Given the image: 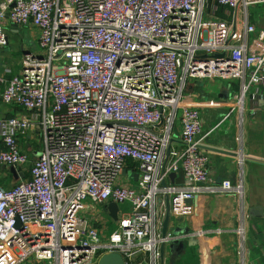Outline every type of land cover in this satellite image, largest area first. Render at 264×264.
Here are the masks:
<instances>
[{"label":"built area","instance_id":"1","mask_svg":"<svg viewBox=\"0 0 264 264\" xmlns=\"http://www.w3.org/2000/svg\"><path fill=\"white\" fill-rule=\"evenodd\" d=\"M256 6L264 0H1L0 48L6 23L29 24L40 54L25 55L12 79L0 76V103L28 112L0 119V165L28 170L0 187V264H96L112 253L157 264L160 246L203 236L163 237L155 201L170 198L181 216L197 196L242 194L208 175L202 107L187 88L238 82L224 119L248 95L263 98L264 31L248 13ZM176 120L179 149L170 146ZM28 135L35 156L20 148ZM179 172L184 185L167 186Z\"/></svg>","mask_w":264,"mask_h":264},{"label":"crops","instance_id":"2","mask_svg":"<svg viewBox=\"0 0 264 264\" xmlns=\"http://www.w3.org/2000/svg\"><path fill=\"white\" fill-rule=\"evenodd\" d=\"M249 22L258 31H264V6L252 8ZM4 29L8 44L0 48V76L10 80L19 73L25 55L40 54L39 31L29 24L6 23ZM209 85L210 91L200 83L187 88L191 93L189 103L202 107L201 150L208 157V175L216 183L228 180L233 185L241 184L242 194L197 196L188 202L189 210L181 216L174 215L170 198L159 196L155 209L164 215L158 233L162 234L167 210L170 214L168 231L204 232L201 237L164 246L163 264H264V95L261 100H253L248 95L242 111L235 109L224 119L233 106L231 96L238 90V82L219 85L211 82ZM204 101L214 106H205ZM26 117L28 112L22 108L0 103V119ZM171 133L170 146L179 149L177 120ZM19 144L22 151L37 155V146L31 136L20 137ZM10 167L0 165V187L5 189L27 178L28 174L27 167H17L16 178ZM126 180L135 184L136 176L127 174ZM165 184L183 186L182 174H175L173 179L168 177ZM139 261L149 264L147 256H139L135 264ZM157 264H161L160 258Z\"/></svg>","mask_w":264,"mask_h":264},{"label":"water","instance_id":"3","mask_svg":"<svg viewBox=\"0 0 264 264\" xmlns=\"http://www.w3.org/2000/svg\"><path fill=\"white\" fill-rule=\"evenodd\" d=\"M262 162V161H261ZM11 173L14 175V177L18 178L17 172L18 169L15 167H10ZM125 172L123 173V175ZM170 179H173L175 177V174H171ZM105 212L108 213L109 217L113 219L114 221L117 220V213H118V206L115 203L108 204L105 208ZM169 218L170 214L169 211L167 210L163 224H162V236L164 237L168 231V226H169ZM164 245L160 247V260L161 264L164 263ZM96 264H124V261L122 257L118 254L112 253V254H104L102 255Z\"/></svg>","mask_w":264,"mask_h":264},{"label":"rangeland","instance_id":"4","mask_svg":"<svg viewBox=\"0 0 264 264\" xmlns=\"http://www.w3.org/2000/svg\"><path fill=\"white\" fill-rule=\"evenodd\" d=\"M260 7H263V6H256V8H260ZM255 8V7H254ZM251 12H252V8H250L249 9V14H251ZM197 83H200V84H203V85H205L206 87H207V90H211V88H210V85L209 84H211V83H208V82H206V81H202V82H197ZM196 83V84H197ZM213 83H215V84H217V85H219V84H222L223 82H221V81H218V80H215ZM216 88V87H215ZM214 88V89H215ZM99 210V216L100 217H102L104 220H109L108 219V217L103 213V211L101 210V209H98Z\"/></svg>","mask_w":264,"mask_h":264},{"label":"trees","instance_id":"5","mask_svg":"<svg viewBox=\"0 0 264 264\" xmlns=\"http://www.w3.org/2000/svg\"><path fill=\"white\" fill-rule=\"evenodd\" d=\"M128 168L135 169V165L131 161H128Z\"/></svg>","mask_w":264,"mask_h":264}]
</instances>
